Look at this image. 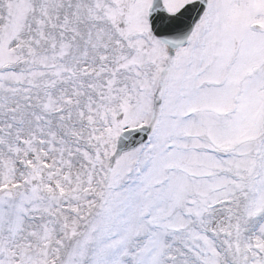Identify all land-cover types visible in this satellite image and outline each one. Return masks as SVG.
<instances>
[{"label": "snow or ice", "instance_id": "obj_1", "mask_svg": "<svg viewBox=\"0 0 264 264\" xmlns=\"http://www.w3.org/2000/svg\"><path fill=\"white\" fill-rule=\"evenodd\" d=\"M0 264H264V0H0Z\"/></svg>", "mask_w": 264, "mask_h": 264}]
</instances>
